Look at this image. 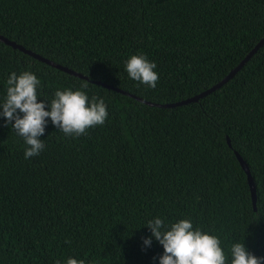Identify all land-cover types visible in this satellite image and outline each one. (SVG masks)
Wrapping results in <instances>:
<instances>
[{
  "label": "trees",
  "instance_id": "16d2710c",
  "mask_svg": "<svg viewBox=\"0 0 264 264\" xmlns=\"http://www.w3.org/2000/svg\"><path fill=\"white\" fill-rule=\"evenodd\" d=\"M0 35L89 78L0 42V104L11 73L30 71L38 102L71 88L103 98L108 111L76 138L46 118L45 148L27 160L0 116V264H159L163 246L143 244L157 217L217 236L225 264L236 242L264 258V45L183 106L151 107L93 83L156 104L195 96L264 37V0H0ZM132 55L156 63L155 89L129 78ZM233 151L249 167L256 210Z\"/></svg>",
  "mask_w": 264,
  "mask_h": 264
},
{
  "label": "clouds",
  "instance_id": "9594fccd",
  "mask_svg": "<svg viewBox=\"0 0 264 264\" xmlns=\"http://www.w3.org/2000/svg\"><path fill=\"white\" fill-rule=\"evenodd\" d=\"M156 68V63L150 62L144 55H132L125 61L129 78L152 89L156 88L159 80L158 73L154 71ZM40 83L30 71L19 75L12 72L7 79L6 97L0 104V116L5 118L6 125H12L27 145L24 150L26 160L39 155L45 148L40 137L45 133L46 118H50L51 123L66 137L73 138L87 135L88 129L102 126L108 118L105 100L97 96L89 99L82 90L57 89L50 103L38 102ZM87 86L85 83L81 88ZM46 107L48 110H45ZM146 226L151 236L144 238L143 244L151 246L152 238H155L163 246L159 264H225L220 239L199 228L193 229L189 219L172 223L169 228L163 219L157 217L149 220ZM230 254L231 264H264V258L248 252L244 243H234ZM55 264H61V261L57 260ZM66 264H85V260L69 257Z\"/></svg>",
  "mask_w": 264,
  "mask_h": 264
},
{
  "label": "water",
  "instance_id": "95a60500",
  "mask_svg": "<svg viewBox=\"0 0 264 264\" xmlns=\"http://www.w3.org/2000/svg\"><path fill=\"white\" fill-rule=\"evenodd\" d=\"M0 42L5 44L6 46L11 47L14 50H18L19 52L39 61L42 62L52 68H55L59 71H62L70 76L79 78V79H83L88 81L89 78L79 72H76L66 66H62L60 64L55 63L54 61H51L47 58H44L43 56L36 54L35 52L26 49L24 46L17 44L15 41L9 40L7 37L0 35ZM264 45V37L252 48V50L237 64V66H235L233 69H231L227 75H225L219 82H217L215 85H213L212 87H210L207 90H204L203 92H200L199 94L192 96L190 98H187L185 100L182 101H178V102H174V103H167V104H156V103H152L149 101H145L140 97H137L133 94H130L127 91H123L119 88L113 87L111 85L105 84L101 81H93V83L100 85L108 90H113L119 93H122L126 96H129L133 99H135L138 102H141L145 105L151 106V107H159V108H173V107H178V106H183L192 102H197L198 100H200L201 98L211 94L212 92L216 91L217 89H219L221 86H223L225 83H227L229 80H231L240 70L241 68L250 60V58L257 52V50L262 47ZM227 140V144L229 147H231V143L230 140L228 138H226ZM234 155L236 157L237 162L239 163L241 169L243 170V172L246 175V180H247V184H248V188H249V192H250V197H251V203H252V207L253 210H256V187H255V183L254 180L251 176L249 167L247 165V163L243 160V158L240 156V154L236 151H233Z\"/></svg>",
  "mask_w": 264,
  "mask_h": 264
}]
</instances>
